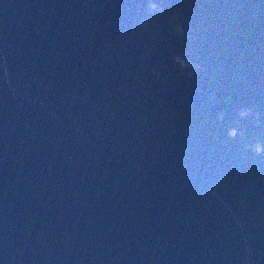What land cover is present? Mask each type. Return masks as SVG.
Returning <instances> with one entry per match:
<instances>
[{
	"label": "water",
	"instance_id": "water-1",
	"mask_svg": "<svg viewBox=\"0 0 264 264\" xmlns=\"http://www.w3.org/2000/svg\"><path fill=\"white\" fill-rule=\"evenodd\" d=\"M159 2L0 0L7 264H264V0Z\"/></svg>",
	"mask_w": 264,
	"mask_h": 264
},
{
	"label": "clouds",
	"instance_id": "clouds-1",
	"mask_svg": "<svg viewBox=\"0 0 264 264\" xmlns=\"http://www.w3.org/2000/svg\"><path fill=\"white\" fill-rule=\"evenodd\" d=\"M145 15L151 16L153 14H158L163 12V7L160 4L159 0H145ZM177 15L174 13L169 20V25L172 28V31L180 36L183 35V29L180 23H176ZM138 27L142 31H147L149 25L146 19L138 21ZM171 62L178 66L181 70H187V74L191 75L193 72L199 70V65L192 63L190 60H188L184 55L182 54H174L171 56ZM4 83H8V72L7 68H4ZM156 75H159L158 73ZM211 100V97H210ZM54 118H58L55 116V113H53ZM224 118V113L219 112L217 113L216 119L222 120ZM234 118L236 121H243V120H255L258 119V116L256 113L253 112L251 108L248 107H241L238 111L235 112ZM243 133L238 130L237 127H230L227 130V137L229 139L234 138L238 135H242ZM245 151H250L255 155L261 154V152H264V145H262L259 142L256 143H250L245 145ZM0 264H7V258L6 257H0Z\"/></svg>",
	"mask_w": 264,
	"mask_h": 264
}]
</instances>
